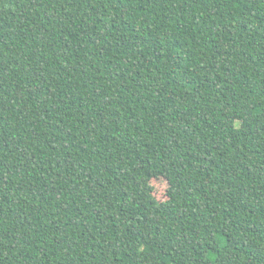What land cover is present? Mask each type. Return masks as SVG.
Masks as SVG:
<instances>
[{
  "label": "trees",
  "instance_id": "obj_1",
  "mask_svg": "<svg viewBox=\"0 0 264 264\" xmlns=\"http://www.w3.org/2000/svg\"><path fill=\"white\" fill-rule=\"evenodd\" d=\"M0 264H264V0H0Z\"/></svg>",
  "mask_w": 264,
  "mask_h": 264
},
{
  "label": "rangeland",
  "instance_id": "obj_2",
  "mask_svg": "<svg viewBox=\"0 0 264 264\" xmlns=\"http://www.w3.org/2000/svg\"><path fill=\"white\" fill-rule=\"evenodd\" d=\"M154 186H155V193L156 196L160 199L166 198V187L167 183L164 179H154L153 180Z\"/></svg>",
  "mask_w": 264,
  "mask_h": 264
}]
</instances>
